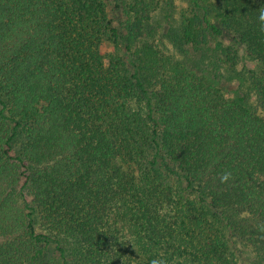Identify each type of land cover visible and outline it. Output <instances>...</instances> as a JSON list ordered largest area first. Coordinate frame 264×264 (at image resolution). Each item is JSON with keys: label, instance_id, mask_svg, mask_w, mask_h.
I'll return each instance as SVG.
<instances>
[{"label": "trees", "instance_id": "trees-1", "mask_svg": "<svg viewBox=\"0 0 264 264\" xmlns=\"http://www.w3.org/2000/svg\"><path fill=\"white\" fill-rule=\"evenodd\" d=\"M158 3L0 0V264L264 262V0H188L204 67L144 38Z\"/></svg>", "mask_w": 264, "mask_h": 264}, {"label": "rangeland", "instance_id": "rangeland-1", "mask_svg": "<svg viewBox=\"0 0 264 264\" xmlns=\"http://www.w3.org/2000/svg\"><path fill=\"white\" fill-rule=\"evenodd\" d=\"M124 4L126 0H113ZM188 9V0H159L157 7L151 12L148 26L144 31V38L152 40L157 46L167 54L174 58L183 61L189 65L192 61L199 60L201 67L206 65V58L199 59V51L192 48L190 45L180 41L178 36L181 34L182 17ZM103 52L110 51V47L103 45ZM256 67L255 62L244 55H239L238 62L232 67L227 68L221 66L218 71V83H221V88L225 98H238L243 101L248 107L256 108V96L250 84V72ZM207 75L214 77V71L205 69ZM19 144L14 145L15 152ZM112 227L116 230L119 240L130 243L127 227L124 223L118 221L113 222ZM236 254L239 255L237 264H264V262L256 263L253 260L254 255L246 250L239 242L235 241L231 246ZM53 248V246H52ZM236 250H239L238 253Z\"/></svg>", "mask_w": 264, "mask_h": 264}, {"label": "clouds", "instance_id": "clouds-1", "mask_svg": "<svg viewBox=\"0 0 264 264\" xmlns=\"http://www.w3.org/2000/svg\"><path fill=\"white\" fill-rule=\"evenodd\" d=\"M258 20L260 22L261 31H264V9H262L259 13ZM230 173L225 172L221 177V182H226L229 177ZM162 255V254H161ZM151 264H166V261L164 259H153L151 260Z\"/></svg>", "mask_w": 264, "mask_h": 264}]
</instances>
